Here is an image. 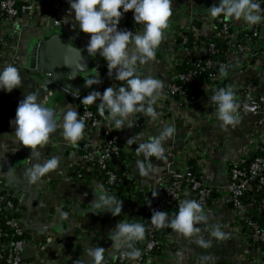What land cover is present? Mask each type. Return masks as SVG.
I'll use <instances>...</instances> for the list:
<instances>
[{"label": "built area", "instance_id": "built-area-1", "mask_svg": "<svg viewBox=\"0 0 264 264\" xmlns=\"http://www.w3.org/2000/svg\"><path fill=\"white\" fill-rule=\"evenodd\" d=\"M69 6L68 0H0V66L12 64L19 67V56L22 53V41L25 35L31 32L40 35L51 34L66 29L64 21L66 18L62 14ZM261 8L264 9V3L261 4ZM128 15L129 13L127 17ZM261 15H264V11ZM242 24L243 27H237L223 16L206 15L200 21V28L191 24L175 32L172 53L166 67V73L171 78V82L167 87V93L160 94L155 105L159 113L155 123L165 126L173 125L172 122L177 120L182 122L188 129L185 146L181 149L172 144L166 149L168 161L175 166L176 170L164 185L165 195L151 205L148 201L143 203L138 195L145 189L140 179L136 178L132 190L122 193L117 199L126 207L122 222H137L144 226L150 222V214L147 215L149 219L142 217L141 209L151 211L152 214L154 210L168 213L171 205L179 206L184 200H196L202 205L203 210L210 207L220 210L223 206L232 205L234 216L231 227L234 235L249 239L250 246L256 248L249 254V260L258 259L264 264V227L261 224V221H264V198L255 199L257 193L264 190V130L248 136V143L242 151L241 160L239 163L229 165L227 187H212L204 183V175L208 170L206 148L200 143L198 133L194 131L195 126L207 120L205 111H202L205 113L203 115L198 113V110L202 109L200 105L207 101L208 107L216 112L217 105L211 103L210 98L221 88L233 89L239 106V118L247 115V103L256 89L254 82L259 75V67L264 62V21L252 27H248L243 21ZM142 28V25H138L134 32L139 33ZM124 29H127L126 24L122 30ZM217 40L222 41L226 46L225 54L217 48L215 44ZM204 55L207 58L202 60ZM219 55L224 59L219 66L223 65L228 73L230 67L238 71L234 75L230 74L227 77L228 82L222 87H216L214 83L221 82L224 77H221L219 72H212L211 83L203 84L210 93L198 98H187L185 86L193 83L199 75L215 69L217 64L213 58ZM187 63H190V70L186 69L182 73L177 71ZM95 70L102 81L95 91L103 93L108 87L122 86L115 80V74L109 77L106 62L99 54L96 56ZM241 75L248 76L249 85H236L234 79L242 77ZM79 85L83 87L79 96L70 90L61 89L76 99L89 95L90 91L85 84ZM14 92L15 90L11 93L0 92V139L14 151L31 152L21 144L13 143L15 137L11 122L15 120L18 108L13 101ZM71 105L78 109L84 119V138L77 145H71L63 138V130L60 129L58 136L51 139L43 149L48 153L50 151L49 158L54 156L59 158L68 147L78 156L74 162L67 163L57 171V178L64 180L68 176L77 185H91L105 181L113 187L121 182L118 172L123 169L128 171L129 179L131 172L136 170L137 160L143 159V154L138 156L136 149L140 142H147L148 138L144 135L142 138L136 137V143H125L121 137V130L115 129L107 121L106 112L104 116H97L87 108V105L83 108L75 104ZM192 106L197 108L196 114L194 111L191 114L186 112V109ZM136 119H138L139 129L151 131L149 127L154 122L150 123V118L141 113L137 114ZM133 123L136 126V122ZM96 137L100 140L98 149L93 148ZM257 153L263 155L257 157ZM254 157L250 168L247 169L245 167L247 161ZM90 174L93 178L89 177ZM255 181L259 183L255 184ZM1 182L0 179V184ZM107 192L113 196L118 193L117 190ZM250 193L253 195L248 196ZM21 206V201L17 202L11 194L2 193L0 189V264H33L25 257V248L30 238L20 218ZM175 234L176 232L170 229L163 238L157 235L155 227L149 228L145 231V239L135 243V247L142 253L141 257L134 261L119 252L116 262L159 264L161 260L169 257L168 251L173 247ZM39 249L45 251L42 245ZM41 262H47V260ZM105 264H115V262H105Z\"/></svg>", "mask_w": 264, "mask_h": 264}, {"label": "crops", "instance_id": "crops-1", "mask_svg": "<svg viewBox=\"0 0 264 264\" xmlns=\"http://www.w3.org/2000/svg\"><path fill=\"white\" fill-rule=\"evenodd\" d=\"M218 4L219 0H172L173 14L166 30V38L156 50L154 60L146 65H139L136 69L142 78L152 76L161 80L164 84L161 94L167 93V87L171 82V78L166 73V67L172 53L175 32L191 24L200 28V21L204 16L209 15L208 9ZM69 11L70 6L62 14L63 17L69 19V23L66 24V29L63 31L77 45L87 48L90 37L80 32L78 25L73 26L74 14L73 17H68ZM227 19L231 20L237 27H243L242 21H236L234 18ZM126 20L127 13L123 15L120 21L119 28L121 30L126 24ZM79 34L83 36H79ZM37 36L41 35L31 32L25 35L22 41V53L19 56L18 69L23 78V87L15 90L13 101L18 107L24 99L25 93L39 90L41 98H47L50 101L49 106L58 110V106L62 103L44 90L40 83L29 75L27 69V47ZM96 56H94L95 60ZM258 71L259 75L254 82L256 89L247 103V115L239 118V123L235 127L229 126L225 130L222 127V122L218 120L216 112L208 107L209 102L205 101L200 105V109H202L198 110V113L203 115L205 113L202 111H205L207 120L195 126L194 131L198 133L200 143L206 148L208 159V170L204 175L206 185L227 187L229 165L239 163L241 160L242 151L248 143V136L261 133L264 130V62ZM95 75L96 70L94 68L92 76ZM234 82L237 86L249 85L246 75L235 78ZM82 83L85 84V81ZM119 83L123 85L125 82L119 81ZM97 87L87 89L91 92ZM75 106L77 105L75 104ZM64 107L61 111L64 110ZM194 107L185 108L186 112L191 114L194 111L196 114L197 108ZM135 122L136 126L132 128L119 129L123 142L127 143L130 138H142L144 135L149 139L158 135L165 126L175 128L174 136L164 145L166 158L163 160L152 158L151 164L155 172L149 177H143L134 170L129 176L132 183L136 178L140 179L145 189L142 194L149 197L146 201L151 205L163 196L164 185L171 179L176 170L175 166L168 161L166 149L172 144L182 149L188 137V129L177 120L172 122L173 125L165 126L154 122L149 127L151 131L147 132L138 128V119ZM59 130L52 139L58 136ZM99 146L100 140L96 137L93 141V148L98 149ZM30 153L14 151L0 139V179L2 180L0 189L2 193H12V197L17 202L21 201L20 218L30 238V242L25 248V257L33 264H91L87 250L90 247L100 246L106 249L105 262L116 263L119 252H114L111 248L110 234L117 224L122 222L126 207L122 204L120 217H114L110 213L96 214L97 209L91 206L96 199L94 188L97 185H102L101 183L77 185L68 176L64 180H59L57 173H52L38 185L29 184L25 172L32 164V161L29 160ZM43 153V158H49L50 151L49 153L43 151ZM77 157V154L68 147L59 156L60 169L67 163L74 162ZM204 214L209 217L210 224L222 226V230L227 234L226 239L217 241L210 237L209 231H204L202 232L204 238L212 239V247L204 249L199 247L194 240L184 238L176 233L173 247L168 251L169 257L161 260L159 264H262L258 259H248L249 254L256 249L254 246H250L249 239L234 235L231 227L234 216L232 205L223 206L220 210L210 207L204 210ZM40 245L44 247L45 251L39 249ZM209 256L212 259L206 260L205 257ZM42 260H47V262H41Z\"/></svg>", "mask_w": 264, "mask_h": 264}, {"label": "clouds", "instance_id": "clouds-1", "mask_svg": "<svg viewBox=\"0 0 264 264\" xmlns=\"http://www.w3.org/2000/svg\"><path fill=\"white\" fill-rule=\"evenodd\" d=\"M73 17V26L78 25L80 32L89 35L87 52L90 56L99 54L108 69L109 77L115 74L117 81L125 82L117 88L108 87L103 93L91 91L82 99L83 105H96L100 115L107 113L109 124L119 130L134 127L137 114H144L155 122L159 118L155 105L164 84L152 76L141 77L136 69L154 60L156 50L166 38L172 12V0H68ZM264 0H219L218 5L208 9L211 17L234 18L252 27L264 21L261 4ZM122 10V11H121ZM132 12L137 25L142 31L133 33L119 28L123 15ZM65 23H69L66 18ZM220 76L227 77L226 68L220 66ZM99 73L85 80V87L94 89L102 83ZM23 87L20 70L12 65L0 66V92L11 93ZM76 93V92H74ZM79 96V93H76ZM211 103L217 105L216 115L227 130L239 123L238 104L231 87L219 89L211 96ZM99 101V104L97 102ZM50 105L47 98H41L40 91L25 93L24 99L16 110L13 143L21 144L31 150L29 167L25 176L31 185H38L49 174L57 173L61 161L58 157L43 158V149L47 146L58 129H62L63 138L71 145H77L84 138L85 123L78 109L71 104L64 110H57ZM173 126L163 127L158 135L152 136L147 142H140L136 153L143 154L137 160L136 170L139 175L149 177L155 172L151 158L165 159V143L174 136ZM137 138L128 140V144L136 143ZM11 171V169H10ZM96 199L91 207L97 209L96 214L110 213L120 217L122 203L110 195L103 185L95 188ZM151 223L156 229L170 228L184 238L192 239L204 249L212 247V239H205L202 232L209 231L210 237L217 241L227 237L220 224H210L209 217L204 214L202 205L196 200H184L178 206L174 218L169 219L168 213L153 211ZM203 226V227H201ZM145 226L137 222H120L112 231L111 241L114 252H122L131 260H138L142 253L135 243L145 239ZM106 249L100 246L90 247L87 255L91 264H105ZM179 255V253H178ZM206 260L212 258L205 257Z\"/></svg>", "mask_w": 264, "mask_h": 264}, {"label": "water", "instance_id": "water-1", "mask_svg": "<svg viewBox=\"0 0 264 264\" xmlns=\"http://www.w3.org/2000/svg\"><path fill=\"white\" fill-rule=\"evenodd\" d=\"M27 48L29 75L62 103L57 112L69 104L83 107L82 97L76 99L61 88L73 93H81L83 90L79 84L89 79L95 68L94 56L88 54L87 48L77 45L65 31L37 36ZM206 58L204 55L202 60Z\"/></svg>", "mask_w": 264, "mask_h": 264}, {"label": "trees", "instance_id": "trees-1", "mask_svg": "<svg viewBox=\"0 0 264 264\" xmlns=\"http://www.w3.org/2000/svg\"><path fill=\"white\" fill-rule=\"evenodd\" d=\"M133 13L132 12H129V15L127 17V20H126V26H127V29L129 31H132L134 32L136 30V28L138 27V25L135 23L134 21V18H133ZM250 36H252V34H250ZM204 41V39H202ZM215 44L217 46V48L219 49V51L222 53V54H225L226 53V46L222 43V41L220 40H217L215 41ZM213 60L216 62V68L213 69V70H210L208 73H205V74H202V75H199L195 81L189 85H186L185 86V93H186V97L187 98H190V97H202V96H206L207 94L210 93V91L207 90V88H205V86L203 84H210L211 83V77H212V72L214 73H218L219 70H220V64L222 62H224V59L223 57H221L220 55L219 56H216L213 58ZM186 69H191V66H190V63H187L184 67H181L179 69H177L178 72L182 73V72H185ZM238 70L235 69L234 67H230V70H229V73L227 75V77H229V75H234ZM220 73V72H219ZM227 77H224L222 79L221 82L219 83H214V86L216 87H222L225 83L228 82V79ZM87 108L95 113V115L99 116L100 115V112L98 110V108L96 106H92V105H87ZM85 109V108H84ZM83 109V110H84ZM263 155L262 153H257V157L258 156H261ZM255 157L252 158L251 160L247 161L245 167L247 169L250 168L252 162L254 161ZM264 168V167H263ZM91 176H89L90 178H93L92 177V174H90ZM118 175L120 177V180L121 182L116 184L115 186L111 187L109 186L108 184H106L105 181H101V184L103 185V187L109 191V192H113L115 190L118 191L117 195L115 196L116 198H118V196L120 197L122 193H125V192H129L132 190L133 188V183L130 182V180L127 178V175H128V171H125V170H119L118 172ZM263 175H264V172H263ZM102 178H104V176L102 175ZM259 182L258 181H255V184H258ZM12 195V193H11ZM163 195H165V191L163 192ZM253 193L251 194H248V196H252ZM13 196V195H12ZM139 200L142 201L143 203L146 202V200L149 199V197L146 195V194H139ZM193 198V196H192ZM259 198H264V190H261L259 193H257V196L255 199H259ZM178 212V205H171L169 208H168V215H169V219H172L175 217V215L177 214ZM149 215L150 217V222L145 226V229L147 231V229L149 228H153L154 226L152 225L151 223V217H152V212L149 211L147 212L146 209H141L140 210V215L143 217H147V215ZM149 217H147L149 219ZM261 224H263V227H264V221H261ZM170 228H163V229H156V233L157 235H159L160 237H165L168 232H169ZM115 264H122L120 263L119 261H117Z\"/></svg>", "mask_w": 264, "mask_h": 264}]
</instances>
